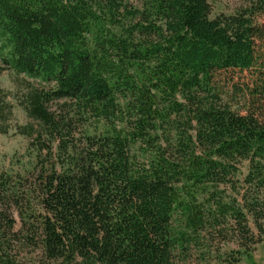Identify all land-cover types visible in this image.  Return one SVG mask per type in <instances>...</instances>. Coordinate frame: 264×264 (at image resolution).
<instances>
[{"label":"trees","instance_id":"obj_1","mask_svg":"<svg viewBox=\"0 0 264 264\" xmlns=\"http://www.w3.org/2000/svg\"><path fill=\"white\" fill-rule=\"evenodd\" d=\"M211 12L0 0L2 63L47 84L19 98L36 164L0 171V264H242L263 242L264 0ZM9 96L0 86V134Z\"/></svg>","mask_w":264,"mask_h":264},{"label":"rangeland","instance_id":"obj_2","mask_svg":"<svg viewBox=\"0 0 264 264\" xmlns=\"http://www.w3.org/2000/svg\"><path fill=\"white\" fill-rule=\"evenodd\" d=\"M212 6L211 18L225 13L234 14L242 7L249 4V0H208ZM245 79H249V73L243 74ZM234 78L235 81H238ZM30 83L33 86H43L46 83L30 78L24 74H17L13 70L7 68L0 59V86L10 93L9 99L14 105V116L11 121V128L7 134H0V171H7L13 175H25L33 171L36 164V153L29 150L30 138L25 135L18 134L14 128V124L24 125L32 122L27 116L25 110L19 104V98L23 96L26 89V84ZM230 91V92H229ZM224 101L229 102L234 109L242 107L243 100L238 94H235L232 89L227 90L222 95ZM62 101L53 102L52 108L58 110ZM248 171V162H243L240 165L239 178L243 179ZM234 247V245H230ZM30 263L39 261L40 255L38 252H22ZM50 264H59V262H51ZM242 264H264V240L256 245V247L242 259Z\"/></svg>","mask_w":264,"mask_h":264}]
</instances>
